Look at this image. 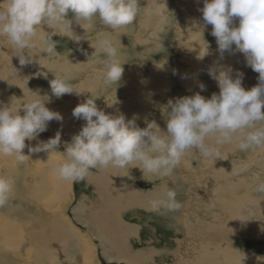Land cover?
I'll use <instances>...</instances> for the list:
<instances>
[{"label": "rangeland", "instance_id": "1", "mask_svg": "<svg viewBox=\"0 0 264 264\" xmlns=\"http://www.w3.org/2000/svg\"><path fill=\"white\" fill-rule=\"evenodd\" d=\"M140 5V15L137 17L134 24L127 28L112 31L96 19L91 27H86V29H84L80 26L79 31L73 30L74 35L82 38L79 43L67 36H61L59 34L52 35V30L46 25H42V28H46H44L45 32L43 31L41 36L43 39L42 46L46 44L49 34L51 35V39L56 43L57 53L64 55L69 54L68 57H71L74 51H78L77 53L81 54L86 50H92V52H86L87 55L84 54L80 57V59L83 60V65L90 63L89 66H86L88 69L86 73L79 69V62L81 60L79 62H70L67 68H56L55 66H59L54 65L56 60L47 59L52 55H47V53L43 51L40 52V47L38 51L36 49L33 51L32 54L35 56L33 62L26 66H21L18 57L14 56V68H16L17 71L13 69L14 71L12 70L11 75L16 80L13 78L11 80L9 77L11 70L9 69L7 71V68L3 69L2 67V65H7L9 63V59L4 60L5 62L3 59L4 57L6 58L4 55H10V52H7L6 48H2L5 52L2 53L0 51V78L4 80L0 79V102L10 104L13 97L22 98L23 90L28 92L29 89L30 91L38 92L41 96L49 97V100L45 101V105L49 110L58 112L61 116L69 111V115L65 118L62 116V118L65 119L68 129L72 131V133L74 131L79 133L82 129V125H84L86 121L77 119L74 116L71 117V115H73V109L79 103L84 102L87 98H91V93L86 92V95L84 93L80 96L72 93L75 100L73 98L65 100L63 96L57 98L52 95L49 82L55 79V75H63L69 77L70 82L79 87L82 81L87 78H85L87 73H93L101 69L102 65L99 61L105 57L103 54L93 57L95 49L90 47L89 44L93 41L95 42L97 34L103 31H109L111 33V39L118 49L119 58L124 68L122 78H124L125 75L127 80L130 73H133L130 79L134 80L132 86L137 82L143 81L145 83V86L142 82V87L138 86L133 88L135 92L137 88L140 93L145 91V88H148L147 91L150 89V92H144L139 97L144 100V106L146 105L145 107L138 106L137 110L141 112H129L128 115L125 116L126 120H131L134 116L138 117L136 119V124L141 128L146 127L145 120H155L162 129L166 130L163 109L167 105L169 99L174 101L177 97L191 96L197 92L205 98H210L213 93L218 94L219 88L217 82L208 74L209 68L214 65L216 60L221 65L232 67L233 78L238 74H243L242 86L245 90H250L258 84L259 74L246 66V60L242 53L236 52L235 54H230L225 52L224 58L220 59L217 51L218 46L216 38L210 34L211 25H207L202 33L197 29V25L202 23V13H199L198 9L203 7V0H140ZM69 17H71V14H69ZM235 23L238 25V20H236ZM75 24L77 23L75 22ZM78 25L79 24H77V26ZM203 40L209 45V54L200 59L198 57L200 46L204 43ZM60 54L52 57H57V59H59ZM42 62H45L47 66H42ZM162 66L163 68L159 69ZM46 67H49V71H47ZM81 67L83 66L81 65ZM22 68H24V70H22ZM135 68L138 69L137 74L134 73ZM181 70L184 71L183 73L187 71L188 76L191 72L190 79L187 75L181 78ZM155 72L157 73L156 78H154L156 76H154V74H156ZM4 75L8 77L6 76L5 78ZM96 78L97 80L94 78L95 82L92 83L89 82V80L86 81L87 84L90 83L88 84L89 86L86 87V90L92 91L99 96L95 98V103L99 109H104L107 104L110 105L122 99V101L125 99V101H128L129 95H122L123 97L121 95H118L119 97L112 96V92L116 91L118 85L120 86L121 84L120 82L118 85L105 87L104 85L101 86V81L98 77ZM150 81H152V83ZM147 83L152 85L149 86ZM94 85L97 88L95 87L93 89ZM200 85L204 86L203 89H201ZM152 90L155 91L153 92ZM145 94H147V96H145L147 99L144 98ZM76 99L78 101H76ZM148 101L149 104H152L148 105ZM65 103L68 104L65 105ZM116 111L117 110L113 109V113L111 114L115 115ZM21 114L23 113L21 112ZM66 119H68V121ZM51 122L47 125L46 131L41 133L37 140H26V145L34 147L38 141L46 142L48 139L54 138L57 134L62 132V130L67 132L64 128L61 129L60 126H56ZM53 127L58 128L53 129ZM77 132L74 135L78 134ZM60 138L59 150L53 153L49 158L52 159L53 157L57 159V162L61 159L60 153L64 150L66 143L71 141L66 140V142L64 138ZM23 151L25 155H29L30 157V159L25 162L20 163L15 160H8L10 164H8L7 161L0 163V175H6L13 181L14 185L12 197L8 203L16 204L15 207H18L22 211L26 209L31 212H41V210L44 209V213L47 214H50L54 207L62 205V212L58 211L60 212V216L56 215L57 221L55 222L56 224L58 223L61 232L66 237H64V240H60L59 238V241L55 242L53 245L46 242L43 248L45 250L50 248L49 254L47 255L45 253L46 251L43 252V255L42 253L38 254L37 250H32L34 247L31 249L28 246L31 244L29 240L32 238L27 236L29 234L26 233V230L32 226L20 222V224L24 223L25 225L23 224L16 228L19 223L11 224L10 222H15L18 219L24 218L21 216L22 212L18 211L19 214L14 211L12 213L10 212L11 209H7L8 212H6V209L4 211L1 209L2 207H0V215H4V218L3 216L1 217L2 221L0 222V229L2 230L0 231V238L6 239L5 241L7 244H9V240H14L16 241L14 243H17L15 245L16 248L14 247L12 249L3 248L5 245L1 246L0 253L2 255L0 254V257L3 258L1 264H33L36 263L39 258L43 259V256L46 260L49 259L46 261L48 264H55L56 262V264H129L131 258L133 260L139 259V264H264V193L255 191L256 183L258 181H264V148L244 152L240 151L235 143L225 144L220 146L221 160L218 159L215 162L205 159L195 151H190L185 154L181 164L171 176L162 178L147 174L144 175L138 167H132L131 165L129 168L120 169L122 171L120 173H115L116 170H114L113 173L123 180L119 182L117 178V181L121 184L115 180V182H110L109 185L106 186L107 188L111 190L116 189L117 191V185L118 189L120 186L121 188L122 186H126L128 189L129 187L127 184H131L136 188L138 191L137 193H143L140 195L145 198L152 196L154 192V198L160 197L163 196L167 189H174L177 192L176 199L182 204L181 209L178 211H168L166 209L152 211L148 203L152 197L149 201L139 200V203L136 201L133 202L134 199L130 198V193L124 195L122 193H117V195L112 193L113 197H115L112 199L115 201L121 197L120 201L122 206L120 208L114 207L116 210L114 213L108 212L105 215L114 216L115 213H117L120 222L125 224V227L129 228L127 233L117 236H104L102 235L103 232H97L96 224L90 219L94 212V214H96L103 210L107 211L106 206H109L108 203L104 205V199L107 197L100 193L99 186L95 182L88 180L87 177L88 171L92 176L98 173V169L88 170L82 179L73 182V191L70 190L65 198H61L57 195V191L59 188L63 187L65 181L60 180V183L55 185L54 193L50 194H48L49 192L46 191L44 186L42 187L35 182L38 178L41 181L40 183L45 184L44 179H47L46 177L50 174L54 175L53 171L50 170L47 165L42 166L40 170L35 166L36 164L43 163L40 162L39 158L41 159L49 155L42 154L41 152L31 153L33 154L31 155L27 147ZM186 158L192 160V165H190L191 163L188 164L189 161ZM224 158L226 159L224 160ZM5 163L6 166L2 165ZM54 163H56L55 160ZM231 163L233 164V169L239 168L237 169L238 171L218 182L217 178L213 176L221 177L224 175L227 165ZM195 164L197 165L195 166ZM32 167L34 168L32 169ZM29 168L32 169V171H30ZM35 169L41 171L39 176L31 175ZM243 176H245V178H243ZM28 177L30 178L26 181ZM229 184L231 186H229ZM33 186H35V188L40 187V190L34 189ZM129 190L131 191L129 188L127 192H129ZM40 193L42 194L38 195ZM54 197L58 198V200L60 198V200L56 201ZM221 199L227 200L225 201L226 204L224 203L223 206L220 203ZM108 209H110V207H108ZM231 209H233L232 215H230ZM44 213L42 212V215H44ZM62 217L64 220H60ZM79 217L81 221H79ZM50 218L51 217L47 219ZM105 218L109 220V217L105 216ZM82 222L85 223L83 224ZM95 222L98 223V220ZM14 224L16 226H14ZM48 225V229L51 230L52 228L51 231H53V227L55 226L54 223L46 222V226ZM219 226L220 230L218 229ZM10 228H12V230L14 228L17 229L13 231L15 233L12 234L13 236L11 239H9L10 235L9 237L7 236V230ZM73 230H75L80 238L77 235L69 234L70 231L75 234ZM221 230L222 232H220ZM26 242L29 243L26 245ZM85 243L87 246L84 245ZM59 244L61 247L63 246L61 249ZM30 251L31 254L29 255ZM72 251L74 255L72 257L68 256L69 253L67 252ZM121 252L125 254H121ZM242 254L244 255V259ZM121 255L125 256L124 259ZM4 259L7 263L3 262Z\"/></svg>", "mask_w": 264, "mask_h": 264}, {"label": "clouds", "instance_id": "2", "mask_svg": "<svg viewBox=\"0 0 264 264\" xmlns=\"http://www.w3.org/2000/svg\"><path fill=\"white\" fill-rule=\"evenodd\" d=\"M198 11L202 13V23L197 29L202 33L207 25L212 26L210 34L216 38L220 59L225 52L242 53L246 66L259 74L258 84L245 90L243 74L233 78L230 67L215 62L208 74L217 82L219 93L210 98L197 92L169 99L163 109L164 130L155 120H145L146 127L141 128L136 116L126 120L122 113L106 114L95 103L98 95L81 90L67 76L55 75L49 82L55 97L91 93V98L73 109V116L86 123L66 143L61 159L53 165L58 179L75 182L90 169H126L130 165L144 175L162 178L171 176L190 151L215 162L221 160L220 146L225 144L235 143L244 152L264 148V0H203ZM140 13V0H0V38L12 46L19 64L26 66L35 57L32 53L38 46L37 29L42 25L52 29V35L67 36L79 43L82 38L74 35L73 21L86 29L98 19L118 31L133 25ZM48 36L40 52L58 55L55 41ZM91 47L95 49L93 57H105L99 61L102 68L98 79L105 87L118 85L124 68L111 33H98ZM208 49L204 41L198 58L208 55ZM47 100L48 96L28 89L23 90L22 98L13 97L10 104L0 102V158L23 163L30 159L24 154L26 147L30 154L47 152L49 158L59 150V134L46 142L38 141L34 147L25 143L37 140L48 122L63 119L45 106ZM13 187L11 179L0 175V207L10 201ZM255 191L264 193V181L256 183ZM176 196L174 189H167L163 196L149 201L150 209L178 211L182 204Z\"/></svg>", "mask_w": 264, "mask_h": 264}, {"label": "bare ground", "instance_id": "3", "mask_svg": "<svg viewBox=\"0 0 264 264\" xmlns=\"http://www.w3.org/2000/svg\"><path fill=\"white\" fill-rule=\"evenodd\" d=\"M199 13H200V11H198ZM198 13V14H199ZM80 26L81 25H78L77 26V24H75V22H73V25H72V29L74 30V31H79L80 30ZM45 28V27H44ZM44 28H42V29H38V34H39V37H38V47L36 48V50L38 51L39 50V48L40 47H42V42H43V39L41 38V36H42V33H43V31H45L44 30ZM46 29V28H45ZM50 30H52V29H50ZM90 31H92V30H90ZM52 32H53V30H52ZM104 32V31H103ZM109 32V31H108ZM183 32H184V30H183ZM101 33V32H100ZM182 34V33H181ZM77 36V35H76ZM153 38V37H152ZM94 41L92 42V43H90L89 45H90V47L92 46V45H94ZM199 43V42H198ZM201 44V43H200ZM119 47V46H118ZM2 48H6L7 49V52L9 51L10 52V55L9 54H5L4 56H6V58L4 57V59H3V61L4 60H6V59H9L10 61H9V63L7 64V61H6V64L7 65H2V67H3V69H6L7 68V71L10 69L11 70V72H10V74H9V77L11 78V80H12V78L14 79V80H16L11 74H12V70L14 69L13 67H14V65H15V61H14V52H13V49H12V46L6 41V39H3V38H0V51L3 53V52H5L4 50H2ZM195 49V48H194ZM198 49V48H197ZM35 50V49H34ZM33 50V51H34ZM78 51H74V52H72V56L71 57H68V55H64V54H60V53H58V54H60L59 55V59H57V57H52V56H56V55H52V56H50V57H52V58H50V57H48L47 59H49V60H56V62H55V64L54 65H59V66H55L56 68H61V67H64V68H67L68 66L67 65H69L70 64V62L71 63H73L74 61L75 62H79L81 59H80V57H82V55H84L86 52L87 53H89V52H92V50L91 49H89V50H86V51H84V52H82L81 54H79V53H77ZM1 55V54H0ZM42 57V56H41ZM75 57V58H74ZM122 58V57H121ZM215 58V57H214ZM46 59V58H45ZM46 59V60H47ZM217 59V58H216ZM215 59V60H216ZM2 61V62H3ZM48 61V60H47ZM46 61V62H47ZM5 62V61H4ZM216 62H217V60H216ZM48 63V62H47ZM80 66H79V69L80 70H83V72L84 73H86V71L88 70L87 68H86V66L88 65L89 66V64L87 63L86 65L84 64L83 65V60H81L80 62ZM95 64V63H94ZM38 65V64H37ZM73 65H76V64H73ZM81 65L83 66V67H81ZM93 65V64H92ZM11 66V67H10ZM42 66H47L46 65V63L45 62H42ZM154 67V66H153ZM44 68V67H43ZM133 68V67H132ZM131 68V69H132ZM138 68V67H137ZM135 68L134 69V73L135 74H137V72H138V69H140V68ZM163 68V66L162 67H160L159 69H162ZM166 68V67H165ZM232 68V67H231ZM45 69V68H44ZM155 69V68H154ZM22 70H24V68H22ZM153 70V69H152ZM158 70V69H157ZM167 70V69H166ZM4 71V70H3ZM14 71V70H13ZM47 71H49V67H47ZM101 71V69H98V70H96V71H94L93 73H87L86 74V76H85V80L84 81H82V83L80 84V86L78 87V88H80L81 90H86V87L87 86H89L88 84H90V83H88L87 84V80H89V82H95V79L97 80V78L96 77H99V75H100V73H98V72H100ZM141 71V70H140ZM154 71V70H153ZM162 71V70H161ZM182 71V70H181ZM90 72V71H89ZM142 72V71H141ZM152 72V71H151ZM184 71H182L181 73H180V75H181V78H182V76H184V75H187L188 74V72L186 71L185 73H183ZM156 73V72H155ZM179 73V72H178ZM131 74H133V73H130V75H129V78L126 80V78H125V75H124V78H122V80L120 81V86L118 85V87L116 88V91H114V92H112L111 94H112V96H118V95H129V97H128V101H122V100H119V101H115L114 102V104L112 105V106H105V108L104 109H102V110H104L105 111V113L106 114H111V113H113V109L114 110H117L116 112H115V115H118V114H124L125 116L126 115H128V113L129 112H137L138 110V106H141V107H145L144 106V100H142V99H140L139 97L144 93V92H150V89L147 91V89L145 88V91H143V92H139L138 91V88H137V91L135 92L134 90H133V88H136V87H138V86H141V85H143L142 84V82H137L136 84H134L133 86H132V84H133V82H134V80H130L131 79ZM134 74V76H136ZM143 74V73H142ZM152 74V73H151ZM190 74H192L191 72H190ZM190 74H189V76H188V78L190 79ZM128 75V74H127ZM156 75V76H155ZM162 75V74H161ZM6 76L7 75H4V77L6 78ZM133 76V77H134ZM139 76V75H138ZM154 78H156L157 77V73L156 74H154ZM8 77V76H7ZM92 77H94V78H92ZM192 77V76H191ZM136 78H137V76H136ZM160 78V77H159ZM158 78V79H159ZM142 79V78H141ZM13 80V81H14ZM129 80V81H128ZM153 80V79H152ZM155 80V79H154ZM249 81V80H248ZM151 83H152V81H150ZM156 82V81H155ZM144 83V82H143ZM148 83H149V81H148ZM147 83V84H148ZM163 83V82H162ZM250 83V82H249ZM14 84V83H13ZM154 84V83H153ZM159 84H161V83H159ZM78 85V84H77ZM101 86L103 85V84H100ZM99 85V86H100ZM136 85V86H135ZM149 85V84H148ZM150 85H152V84H150ZM149 85V86H150ZM207 85V84H206ZM24 86V85H23ZM98 86V85H97ZM144 86H145V83H144ZM148 86V87H149ZM253 86V85H252ZM92 87V86H91ZM96 86L94 85V87H93V89L95 88ZM142 87V86H141ZM153 87V86H152ZM158 87H159V85H158ZM97 88V87H96ZM155 89V88H154ZM89 90H90V88H89ZM115 90V89H114ZM141 90V89H140ZM153 91V90H152ZM155 91V90H154ZM153 91V92H154ZM171 91V90H170ZM109 93V92H108ZM130 93V94H129ZM151 94V93H150ZM85 95H86V93H85ZM149 95V94H148ZM73 94H65V95H63V97H64V99L66 100V99H71V98H73ZM126 96V97H127ZM145 96H147V94H145L144 95V98H146L147 99V97H145ZM87 97V96H86ZM86 97H85V99H86ZM119 97V96H118ZM123 97V96H122ZM74 99V98H73ZM81 99V98H80ZM169 99V98H168ZM75 100V99H74ZM116 100V99H115ZM151 100V99H150ZM76 101H78L77 99H76ZM110 101V100H109ZM67 102V101H66ZM72 103V102H71ZM68 103H65V105H67ZM148 105H150V104H152V103H150L149 104V101H148V103H147ZM46 106V105H45ZM104 106V105H103ZM47 107V106H46ZM68 107H69V105H68ZM48 108V107H47ZM74 108V107H73ZM72 108V109H73ZM68 109V108H67ZM59 112H60V110H59ZM72 112V111H71ZM138 112H141V111H138ZM68 113H70L69 111L67 112V113H64L62 116H64V118L65 117H67L69 114ZM147 113V112H146ZM150 113V112H149ZM62 114V113H61ZM71 117H73V115H71ZM67 121H68V119H66ZM70 120V119H69ZM51 122V121H50ZM50 122H48V124L50 123ZM51 123H53V124H55L56 126H60V128L61 129H65L67 132H65L64 130H62V132H60L59 133V135H60V137H62V138H64V141H66V140H68V141H70L71 139H72V137L74 136V134L77 132V131H74L73 133H72V131H70L69 129H68V127H67V125H66V121H65V119H62L61 121H57V120H52V122ZM70 123V122H69ZM51 125V124H50ZM83 126V125H82ZM56 128H58V127H56ZM55 127H53V129H56ZM81 128V127H80ZM79 130V129H78ZM53 132V131H52ZM58 133V132H57ZM78 133V132H77ZM67 142V141H66ZM71 142V141H70ZM69 142V143H70ZM231 149V148H230ZM25 153V152H24ZM42 154H46V155H49V153H45V152H41ZM225 153H227V152H225ZM230 154V153H229ZM31 155H33V154H31ZM228 155V154H227ZM260 155V154H259ZM263 155V154H262ZM252 156V155H251ZM32 157V156H31ZM49 158V156H44V157H42L41 159L39 158V160H40V162H43L42 164H36L35 166H37V169H39L40 170V168L42 167V166H44V165H47L49 168H50V170H52V168H53V165L55 164L54 163V160L56 161V163H57V159H55V158H53L52 157V159H49L48 161H47V159ZM186 159H188V158H186ZM226 158H224V160H225ZM8 160H14V159H11V158H0V163H3V161H7V163L8 164H10L9 162H8ZM188 161H189V163L188 164H190L191 162H192V160L191 159H188ZM228 161V160H227ZM232 161V160H231ZM230 161V162H231ZM12 162V161H11ZM263 162V161H262ZM193 163V162H192ZM192 163L190 164V165H192ZM228 163V162H227ZM236 164V163H235ZM244 164V163H243ZM2 165H5L6 166V163L5 164H2ZM197 164H195V166H196ZM227 165V164H226ZM241 165V164H240ZM194 166V165H193ZM239 166V165H238ZM242 166V165H241ZM240 166V167H241ZM30 168H31V166H30ZM29 168V169H30ZM34 167H32V169H33ZM250 168V167H249ZM5 169V168H4ZM28 169V168H27ZM32 169H30V171H32ZM37 169H35V171L31 174V175H33V176H39V174H40V172L41 171H39V170H37ZM237 169H239V168H236V169H233V164L231 163V164H228L227 165V169L225 170V172H224V175H220L221 177H216V176H213L214 178H217V180H218V182L221 180V179H224V178H227L229 175H232L233 173H236L238 170ZM114 170H116L115 171V173H120V172H122L120 169H116V168H108V169H98V173H96L95 175H90V173H89V171H88V180H90V181H93V182H95L98 186H99V189H100V193L103 195V196H105V197H107L106 199H104V205L106 204V203H108L109 204V206H106L107 207V211H105V210H103V211H101V212H98V213H96V214H94L93 213V215H91V217H90V219L96 224V229H97V232H103V234L102 235H109V236H113V235H115V236H117V235H124V233H127V231H129V228H127V227H125V224H123L122 222H120V220L118 219V217H117V213H115V215L114 216H110V215H105L106 213H108V212H112V213H114V211H116L115 209H114V207L115 208H120L121 206H122V203H121V201H120V198L119 199H116V201L114 200V199H112V198H115V197H113V195H112V193L113 194H116L117 195V193L119 194H129L130 193V198H133L134 200H133V202L134 201H136V202H139V200H147V201H149L150 199H151V197L152 198H154L153 196H154V194H155V192L154 193H152V196H148L147 198H145V197H141V195L140 194H143V193H137L138 191L136 190V188L135 187H133L131 184H127L128 185V187L131 189V191L129 190V192H127V190L129 189H127L126 188V186H122V188H121V186H120V188L118 189V185H117V191H116V189H114V190H111L110 188H107L106 186H108L109 185V183L111 182L112 183V181L113 182H115V180L117 181V178L119 179V182L121 181V180H123L122 178H119V176H117V175H115L113 172H114ZM45 171V170H44ZM141 171V170H140ZM248 171V170H247ZM251 171V170H250ZM105 172H109V173H105ZM45 173H47V172H45ZM113 173V174H112ZM246 174V173H245ZM250 174V173H249ZM259 174V173H258ZM55 175V174H54ZM53 174H50V175H48V177H46L47 179H44V182H45V184H43V183H40L41 181L37 178L36 180H35V182L37 183V184H39V185H41L42 187L44 186L45 188H46V191L47 192H49L48 194H50V193H54L53 191L55 190V185H58L59 183H60V179H58L57 178V176L55 175L54 176ZM118 175H121V174H118ZM256 175V174H255ZM254 175V176H255ZM47 176V175H46ZM223 176H225V177H223ZM248 176V175H247ZM252 176V175H251ZM29 178L30 177H28V179L26 180V181H28L29 180ZM243 178H245V176H243ZM248 178V177H247ZM247 178H246V180H247ZM32 179V178H31ZM231 179V178H230ZM229 179V180H230ZM240 179V178H239ZM245 180V179H244ZM252 180V179H251ZM22 181V180H21ZM34 181V180H33ZM241 181V180H240ZM32 182V181H31ZM56 182H57V184H56ZM63 182V181H62ZM118 182V181H117ZM118 182V183H119ZM233 182V181H232ZM238 182H239V180H238ZM247 182V181H246ZM29 183V182H28ZM123 183H125V182H123ZM62 184V183H61ZM119 184H121V183H119ZM25 185V184H24ZM29 185V184H28ZM126 185V184H125ZM240 185V184H239ZM247 185V184H246ZM249 185V184H248ZM31 186V185H30ZM35 186H36V184H35ZM35 186H33L34 187V189H39V188H35ZM72 186H73V182H64V185H63V187L62 188H59V190L57 191L58 193H57V195L59 196V197H64L65 198V196H66V194H68L69 193V191L70 190H72ZM229 186H231L230 184H229ZM29 187V186H28ZM37 187V186H36ZM58 187V186H57ZM216 187V186H215ZM233 187V186H232ZM24 188V187H23ZM22 188V189H23ZM29 188H31V187H29ZM231 188V187H230ZM135 189V190H134ZM157 189V188H156ZM160 189V188H159ZM210 189H213V188H210ZM215 189V188H214ZM225 189H226V187H225ZM26 190V189H25ZM40 190V189H39ZM229 190V189H228ZM29 191V190H28ZM27 191V192H28ZM36 191V190H35ZM42 191V190H41ZM73 191V190H72ZM234 191H235V189H234ZM33 192V191H32ZM31 192V193H32ZM56 192V191H55ZM162 192V191H161ZM217 192H219V191H217ZM220 192H222V191H220ZM224 192H225V190H224ZM31 193H30V195H31ZM34 193V192H33ZM45 193V192H44ZM43 193V194H44ZM209 193H210V191H209ZM245 193V192H244ZM42 193H40V194H38V195H41ZM46 194V193H45ZM243 194V193H242ZM34 195H36V194H34ZM101 195V196H102ZM158 195H159V193H158ZM119 196V195H118ZM157 196V195H156ZM53 198V197H52ZM247 198V197H246ZM38 199V198H37ZM46 199V198H45ZM45 199H43V200H45ZM226 199H227V197H226ZM243 199V198H242ZM32 200V199H31ZM39 200V199H38ZM37 200V201H38ZM54 200H56V201H59L60 200V198H59V200H58V198H55L54 197ZM218 200V199H217ZM228 200V199H227ZM227 200H225V199H221L220 200V203L222 204V206L224 205V203H225V201H227ZM49 201H51V200H49ZM66 201V200H65ZM45 202V201H44ZM218 202V201H217ZM30 203V202H29ZM64 203V202H63ZM124 203V202H123ZM140 203V202H139ZM149 203V202H148ZM36 204V203H35ZM46 204V203H45ZM54 204V203H53ZM61 204V203H60ZM125 204V203H124ZM226 204V203H225ZM50 205V204H49ZM218 205V204H217ZM245 205H247V204H245ZM16 206V204L14 205L13 203L11 204V203H8L7 205H5V206H3L1 209H3L4 211H5V209H6V212H8L7 211V209L9 210V209H11L10 210V212H18V211H20V212H22V214H21V216L22 217H24V218H21V219H18V220H16L15 222L14 221H10L11 222V224L12 223H19V224H17V226L14 224V226H16V228H18L19 226H22L24 223H26V224H30V226H32L31 228H29V229H27L26 230V233H28L29 235H27V236H29L30 238H32L31 240H29L30 241V243L31 244H29L28 246L32 249V247H34L32 250L34 251V250H37L38 251V254H41L42 253V255H43V252L44 251H46L45 253L48 255L49 254V251H50V248H47L46 250L43 248V245L46 243V242H49V243H51V245H53L55 242H58L59 241V238H60V240H64L65 238L64 237H66L62 232H61V230H60V226L58 225V223L56 224V222L55 221H57V216H60V212H62V205H59V206H57V207H54V209L52 210V212H50V214H47V213H44V209H42L41 210V212H39V211H33V212H31V211H29V210H24V211H22V210H20L18 207H15ZM18 206V205H17ZM32 206V205H31ZM108 207H110V209H108ZM39 208V207H38ZM64 208V207H63ZM223 208V207H222ZM226 209H227V207H226ZM101 210V209H100ZM58 211H60V212H58ZM99 211V210H98ZM42 212L44 213V215H42ZM91 212V211H90ZM230 212H231V214L230 215H232V213H233V209H231L230 210ZM3 213V212H2ZM19 213V212H18ZM206 213V212H205ZM234 213H236V212H234ZM20 214V213H19ZM53 214V215H52ZM62 214V213H61ZM208 214V213H207ZM226 214V213H225ZM245 214V213H244ZM6 215H7V213H6ZM9 215V214H8ZM57 215V216H56ZM77 215V214H76ZM80 215V214H79ZM3 216V218H4V215H0V222L2 221V217ZM105 216H107V217H109V220H107L106 218H105ZM227 216V215H226ZM49 217H51L50 219H47V218H49ZM82 217V216H81ZM232 217V216H231ZM241 217V216H240ZM80 218V217H79ZM222 218V217H221ZM220 218V219H221ZM227 218V217H226ZM242 218V217H241ZM47 219V220H46ZM228 219V218H227ZM60 220H64L63 219V217H62V219H60ZM86 220V219H85ZM96 220H98V223H96L95 221ZM79 221H81V218H80V220ZM7 222V221H6ZM20 222H24L23 224H20ZM46 222H51L52 224L54 223V227H53V231H51L52 230V228H51V230H49L48 228H49V225L48 226H46ZM66 222V221H65ZM83 223V222H82ZM85 223V222H84ZM83 223V224H84ZM59 224H61V223H59ZM90 224V223H89ZM25 225V224H24ZM208 225V224H207ZM260 225V224H259ZM7 226H8V224H7ZM65 226V225H64ZM94 226V225H93ZM225 226V225H224ZM106 227H107V229H106ZM213 227V226H212ZM16 228H14L13 230H12V228H10L9 230H7V232H8V234H7V236L9 237V235H10V238L9 239H11L12 238V234L13 233H15V232H13L14 230H17ZM220 228V226L218 227V229ZM220 230V229H219ZM223 230V229H222ZM222 230L220 231V232H222ZM0 231H2L1 229H0ZM20 231V230H19ZM74 232H75V230H73ZM67 232V231H66ZM18 233H20V232H18ZM18 233H16V234H18ZM22 233V232H21ZM25 233V234H26ZM70 235H77L76 234V232H75V234H73L71 231H70V233H69ZM22 235V234H21ZM24 235V234H23ZM233 235V234H232ZM78 236V235H77ZM216 236L218 237V234L216 233ZM4 237H5V235H4ZM24 237V236H23ZM74 237V236H73ZM79 237V236H78ZM80 238V237H79ZM1 239V241H0V248H1V246L2 245H5V246H3V248L4 247H6V249L8 248H10V249H12V248H16V244L17 243H14V242H16V241H11V240H9V244H7L6 243V239H4V238H0ZM13 239H16V238H13ZM23 239V238H22ZM21 239V240H22ZM82 239V238H81ZM20 240V239H19ZM25 240V239H24ZM66 241V240H65ZM108 242H110V241H108ZM29 243V242H28ZM27 242L25 243L26 245L28 244ZM23 244V243H22ZM48 245V244H47ZM58 245V244H57ZM56 245V246H57ZM63 245V244H62ZM84 245H86L87 246V244L85 243ZM23 246V245H22ZM27 246V247H28ZM59 246H60V244H59ZM58 246V247H59ZM65 246V245H64ZM85 246V247H86ZM24 247V246H23ZM47 247V246H46ZM63 247V246H62ZM61 246H60V249L62 248ZM93 247V246H92ZM11 251V250H10ZM62 251V250H61ZM74 251V250H73ZM73 251L72 252H67V253H69V255L68 256H70V257H72L74 254H73ZM3 252V251H2ZM6 252V251H5ZM64 252H66V251H64ZM63 252V253H64ZM1 254V253H0ZM7 254V253H6ZM5 254V255H6ZM11 254V253H10ZM31 254V251H30V253H29V255ZM118 254H120V253H118ZM121 254H125V253H123V252H121ZM2 255V254H1ZM19 255V254H18ZM17 255V256H18ZM59 255V254H58ZM134 255V254H133ZM21 256V255H20ZM23 256H25V255H23ZM32 256V255H31ZM56 256H57V254H56ZM67 256V255H66ZM67 256V257H68ZM4 257V256H3ZM64 257V256H63ZM121 257L124 259V257L125 256H122L121 255ZM134 257V256H133ZM149 257V256H148ZM33 258V257H32ZM50 258V257H49ZM137 258V257H136ZM135 258V259H136ZM128 259H130V258H128ZM2 260H3V258L2 257H0V264L2 263ZM8 260V259H7ZM47 260H49V259H47ZM45 258H44V256H43V259H41V258H39L38 260H37V262L36 263H33V264H48V263H46V261H47ZM62 261V260H61ZM124 261V260H123ZM140 260L138 259V260H133L132 258L129 260V264L130 263H137V264H139L140 262H139ZM3 262H5V263H7V261H5V259H4V261ZM89 262V261H88ZM57 263V262H56ZM55 263V264H56ZM62 263V262H61ZM90 263V262H89ZM29 264V263H28ZM91 264V263H90ZM178 264V263H177Z\"/></svg>", "mask_w": 264, "mask_h": 264}]
</instances>
